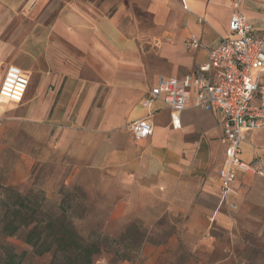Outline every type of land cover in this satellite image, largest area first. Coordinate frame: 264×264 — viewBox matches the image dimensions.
I'll return each instance as SVG.
<instances>
[{"label":"crops","instance_id":"1","mask_svg":"<svg viewBox=\"0 0 264 264\" xmlns=\"http://www.w3.org/2000/svg\"><path fill=\"white\" fill-rule=\"evenodd\" d=\"M185 3L192 13L178 0H0V82L9 66L28 74L26 120L55 122L52 145L79 152L80 168L95 171L109 187L112 219L152 226L175 218L177 235L160 245L163 250L179 233L190 239L181 245L199 248L201 234L219 217L263 250L264 176L239 173L229 198L236 208L220 202L228 140L219 111L189 107L173 128L162 101L142 106L159 76L191 74L220 37L230 35L232 0ZM240 11L256 34L264 32V0H241ZM17 17L23 22L4 40ZM191 34L202 47H187ZM153 39L159 42L157 67L140 51ZM19 58L20 67L12 64ZM142 118L153 133L136 141L127 126ZM239 158L264 167V126L245 135ZM206 244V251L213 248Z\"/></svg>","mask_w":264,"mask_h":264},{"label":"rangeland","instance_id":"2","mask_svg":"<svg viewBox=\"0 0 264 264\" xmlns=\"http://www.w3.org/2000/svg\"><path fill=\"white\" fill-rule=\"evenodd\" d=\"M22 22L23 19L17 17L2 38H8ZM153 40L140 51L152 67H157L162 65L157 58L159 42ZM12 64L20 67V58ZM22 104L2 105L0 110V129L3 131L0 135V264L10 252L25 253L24 264L50 263L51 251L38 255L24 239L36 221L42 227L48 216L56 217L62 213L61 199L65 194L70 197V208L65 211L67 225L86 241L95 240L96 236L120 240L125 229L134 228L131 233L138 241L134 243L135 251L129 253L132 256L129 261L104 250L94 264H264V249L244 241L246 235L237 231L235 223L230 221L225 227L219 217L214 229L201 234L199 248H191L190 239L179 233L180 238L177 237L173 246L163 250L159 249L160 245L177 235L175 218H161L152 226L140 220L112 219L110 212L114 201L109 187L101 186L95 171L80 168L79 152L64 151L52 145L49 137L55 122L26 120ZM17 195L29 197L41 206H38L37 217L30 227L21 226L15 235L7 236L3 231L4 217L11 212L10 205ZM134 240L125 239L124 243ZM183 241L188 242L181 245ZM207 241L213 246L209 251L202 248H206Z\"/></svg>","mask_w":264,"mask_h":264},{"label":"built area","instance_id":"3","mask_svg":"<svg viewBox=\"0 0 264 264\" xmlns=\"http://www.w3.org/2000/svg\"><path fill=\"white\" fill-rule=\"evenodd\" d=\"M240 4L241 0H232L230 35L221 36L218 44L207 51V62L181 79L159 76L156 86L142 102L149 109L155 101H162L171 113L173 128L179 126V113L189 107L219 111L223 136L228 140L219 172L220 202L231 209L236 208L229 198L234 195L237 175L264 176L263 166L249 165L239 158L240 142L245 135L264 126V32L253 31L250 21L240 11ZM180 5L186 13H192L185 0H180ZM197 20L206 22L202 17ZM185 43L190 49L202 47L193 34ZM28 82L27 73L14 66L7 67L0 82V105L21 104ZM127 129L136 141L153 133L147 118L131 122Z\"/></svg>","mask_w":264,"mask_h":264},{"label":"trees","instance_id":"4","mask_svg":"<svg viewBox=\"0 0 264 264\" xmlns=\"http://www.w3.org/2000/svg\"><path fill=\"white\" fill-rule=\"evenodd\" d=\"M61 201V214L56 217L48 216V221L42 227L36 221L25 236L24 241L33 246L38 255L51 251L52 258L49 264H94L96 257L106 250L123 261L130 260L129 256H132L129 253L135 251L134 243L138 241L131 233L134 228L125 229L120 240L111 241L107 237L96 236L95 240L86 241L85 237L67 225L65 211L70 208L69 194H65ZM4 206L8 205L4 203ZM10 206L12 210L5 215L3 226L7 236L15 235L21 226L30 227L34 223L33 219L37 217L36 211L41 204L29 197L17 195ZM125 239H130V242L135 240L128 244L124 243ZM24 255L25 253L21 255L7 253L2 264H24Z\"/></svg>","mask_w":264,"mask_h":264}]
</instances>
